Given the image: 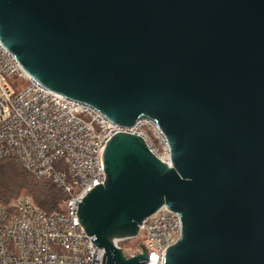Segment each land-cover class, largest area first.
<instances>
[{"label": "water", "instance_id": "1", "mask_svg": "<svg viewBox=\"0 0 264 264\" xmlns=\"http://www.w3.org/2000/svg\"><path fill=\"white\" fill-rule=\"evenodd\" d=\"M0 41L45 88L133 127L107 143L78 222L105 251L166 206L181 237L164 264H264V0H0Z\"/></svg>", "mask_w": 264, "mask_h": 264}, {"label": "built area", "instance_id": "2", "mask_svg": "<svg viewBox=\"0 0 264 264\" xmlns=\"http://www.w3.org/2000/svg\"><path fill=\"white\" fill-rule=\"evenodd\" d=\"M117 133L141 137L156 157L170 163L167 139L153 121L122 127L45 88L0 41V162L16 160L66 197L57 212L45 211L30 197L10 204L0 197V264H102L105 251L91 241L77 212L85 196L104 183L102 157ZM141 236L147 264H164L167 248L181 237L179 215L162 207L139 226ZM129 240L114 243L121 248ZM130 253L124 252L133 258L143 249Z\"/></svg>", "mask_w": 264, "mask_h": 264}, {"label": "trees", "instance_id": "3", "mask_svg": "<svg viewBox=\"0 0 264 264\" xmlns=\"http://www.w3.org/2000/svg\"><path fill=\"white\" fill-rule=\"evenodd\" d=\"M0 197L3 203L10 204L20 198H32L42 209L48 212H57L65 201V195L48 180H39L27 172L16 160L6 159L0 162ZM135 244L133 240L120 245L121 249L130 246L137 252L144 247L141 243ZM128 256V255H127Z\"/></svg>", "mask_w": 264, "mask_h": 264}, {"label": "rangeland", "instance_id": "4", "mask_svg": "<svg viewBox=\"0 0 264 264\" xmlns=\"http://www.w3.org/2000/svg\"><path fill=\"white\" fill-rule=\"evenodd\" d=\"M133 241H134L135 244H138V245H139V243H141L142 245H145V242H144L142 236L139 237V238L133 239ZM138 245H137V246H138ZM130 248H131L130 246H127V247H125L124 249H125L126 251H128V250H131ZM126 251H125V252H126Z\"/></svg>", "mask_w": 264, "mask_h": 264}, {"label": "bare ground", "instance_id": "5", "mask_svg": "<svg viewBox=\"0 0 264 264\" xmlns=\"http://www.w3.org/2000/svg\"><path fill=\"white\" fill-rule=\"evenodd\" d=\"M117 239H114V242H116Z\"/></svg>", "mask_w": 264, "mask_h": 264}]
</instances>
